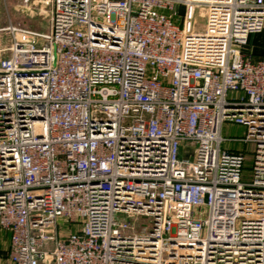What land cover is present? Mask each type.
I'll use <instances>...</instances> for the list:
<instances>
[{"label": "built area", "instance_id": "2783aa9c", "mask_svg": "<svg viewBox=\"0 0 264 264\" xmlns=\"http://www.w3.org/2000/svg\"><path fill=\"white\" fill-rule=\"evenodd\" d=\"M46 4L0 27L6 264H264V0Z\"/></svg>", "mask_w": 264, "mask_h": 264}, {"label": "rangeland", "instance_id": "374dc122", "mask_svg": "<svg viewBox=\"0 0 264 264\" xmlns=\"http://www.w3.org/2000/svg\"><path fill=\"white\" fill-rule=\"evenodd\" d=\"M177 17L175 22L180 24V20L184 13L182 4L177 5ZM50 6L46 4V0H29L27 3L24 0H0V27H5L9 20L16 25H22L34 31L44 34L49 33L50 24ZM196 20L199 30L204 28L205 17L200 9L196 11ZM2 45L8 46V38H2ZM245 136V128L241 126L226 124L223 129V137L227 140L224 147L237 149H245L248 152L247 167L251 166L250 154L253 151L251 145H244L239 142H231L230 140L241 139ZM182 159V154H181ZM125 218L122 214H116L115 219L121 222Z\"/></svg>", "mask_w": 264, "mask_h": 264}, {"label": "crops", "instance_id": "0c3cea01", "mask_svg": "<svg viewBox=\"0 0 264 264\" xmlns=\"http://www.w3.org/2000/svg\"><path fill=\"white\" fill-rule=\"evenodd\" d=\"M245 54H252L255 57H260L264 54V29L263 31L255 34H251L248 38L247 45L243 48ZM235 152L242 151L244 149H237L226 147ZM10 246V235L6 231L0 229V264H6L8 262V252Z\"/></svg>", "mask_w": 264, "mask_h": 264}, {"label": "water", "instance_id": "95a60500", "mask_svg": "<svg viewBox=\"0 0 264 264\" xmlns=\"http://www.w3.org/2000/svg\"><path fill=\"white\" fill-rule=\"evenodd\" d=\"M185 156V155H184Z\"/></svg>", "mask_w": 264, "mask_h": 264}]
</instances>
